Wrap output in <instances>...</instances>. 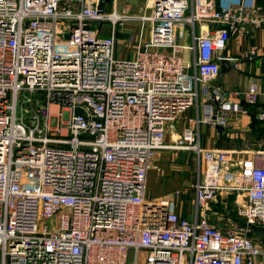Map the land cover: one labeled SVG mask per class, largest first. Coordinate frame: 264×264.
Listing matches in <instances>:
<instances>
[{"label":"built area","instance_id":"2783aa9c","mask_svg":"<svg viewBox=\"0 0 264 264\" xmlns=\"http://www.w3.org/2000/svg\"><path fill=\"white\" fill-rule=\"evenodd\" d=\"M98 2L0 0V264H257L264 251L249 233L264 226V149L204 148L198 135L201 123L243 111L209 83L223 58L237 65L239 57L222 54L232 32L264 17L218 0H155L139 16L151 23V40L120 58L114 27L105 36L100 24L130 15L100 12ZM198 23L208 29L177 42L178 25ZM258 54L253 46L241 57ZM260 91L252 83L230 95L254 105ZM202 96L225 101H205L168 141ZM160 149L193 150L201 160L193 219L177 210L182 189L146 195ZM220 192L235 195L245 223L210 220Z\"/></svg>","mask_w":264,"mask_h":264},{"label":"crops","instance_id":"0c3cea01","mask_svg":"<svg viewBox=\"0 0 264 264\" xmlns=\"http://www.w3.org/2000/svg\"><path fill=\"white\" fill-rule=\"evenodd\" d=\"M65 0H61L63 3ZM78 7L77 0H73ZM155 0H108L105 11L108 13L116 12L118 14L127 13L130 18L124 21L113 23L112 21H104L101 23V35H108L115 29L116 50L120 58H131L135 55L138 40L142 38L145 41L151 40V23L143 22L139 16L143 13H150ZM222 7L243 6L244 9L251 13L253 18L264 17V0H218ZM206 23H198L196 27L188 24H180L177 27V42L182 45L192 43L194 33L206 31L208 29ZM247 31L241 33L239 30L232 32L226 48L222 54L226 57H239V60H226L223 65L221 74L213 81L210 86L220 91V99L237 101L243 105V111H232L228 117V121L224 124L215 126L203 122L199 126L198 141L204 148H220L233 149L244 152L242 155L249 156L252 151L264 149V119L261 118L264 113V23L256 25L253 23L246 24ZM255 46L258 48L259 54L254 59H246L241 57V53ZM193 54L185 50V58L191 61ZM252 83L259 86L260 95L258 101L254 105L245 103L243 99L230 95L232 90H247ZM211 88V89H212ZM222 95V96H221ZM225 99L223 101H225ZM211 102L217 108L223 103L213 97H201L202 105L191 107L186 110L180 120L177 121L175 131L167 134V140L173 141L183 129L188 125V117H194L197 112L203 111V103ZM198 110V111H197ZM222 126L221 128L217 127ZM176 149H161L157 151L152 160L151 168L147 177L146 195L148 198H164L175 189H182L183 194L179 201L177 210L182 216L193 219L195 216V199L194 184L185 176L177 173L176 170L181 169L176 163H171V154L167 151ZM163 152V153H162ZM177 153V154H176ZM177 155L175 152L173 156ZM171 161V162H169ZM171 170L165 173L164 169ZM173 170V171H172ZM217 201H212L211 211L208 212L210 220L221 228H225L230 219H238L242 224L245 221L237 214L234 204L235 195L227 192H220ZM255 241H257L264 251V226L255 225L249 233ZM257 264H264V254L260 256Z\"/></svg>","mask_w":264,"mask_h":264},{"label":"rangeland","instance_id":"374dc122","mask_svg":"<svg viewBox=\"0 0 264 264\" xmlns=\"http://www.w3.org/2000/svg\"><path fill=\"white\" fill-rule=\"evenodd\" d=\"M50 109L53 111V109L51 107H50ZM20 113H21V110L19 108L18 115H21ZM55 121H56V118L54 119V121H52V123H54ZM62 130L65 131V128H63ZM175 152H178V156L177 155L173 156V154ZM167 153L171 154V156L168 157V158L171 159V161H172V158H174L172 162L171 161H169V162L176 163V164H178L180 166L181 169L176 170L177 173H180L181 175L182 174L185 175L190 180L191 183L195 184L196 181L198 180V178L200 177L201 171H202V168H203L201 160L199 159L197 153H195V151H193V150H184V149L171 150L169 152L167 151ZM167 168L168 167H166L164 169V172L168 174V173H170L171 170H169ZM143 252L144 251H142L140 253V259L145 256ZM129 261L132 262V258L131 257H130ZM143 261L144 260H142L141 262H143Z\"/></svg>","mask_w":264,"mask_h":264},{"label":"water","instance_id":"95a60500","mask_svg":"<svg viewBox=\"0 0 264 264\" xmlns=\"http://www.w3.org/2000/svg\"><path fill=\"white\" fill-rule=\"evenodd\" d=\"M107 3H108V0H99L98 2V10L100 12L104 11L107 7ZM226 60H229V61H232L231 59H222V64L226 62ZM223 65H221V70H222V67ZM220 70V72H221ZM221 74V73H220ZM212 88V87H211ZM211 91L214 93V94H221L220 91H218L216 88L214 89V87L211 89ZM222 96V95H221ZM78 112H82V110L79 108L77 109ZM217 127L221 128L222 126L218 125Z\"/></svg>","mask_w":264,"mask_h":264},{"label":"bare ground","instance_id":"6f19581e","mask_svg":"<svg viewBox=\"0 0 264 264\" xmlns=\"http://www.w3.org/2000/svg\"><path fill=\"white\" fill-rule=\"evenodd\" d=\"M51 108L55 111L57 109L56 105H52Z\"/></svg>","mask_w":264,"mask_h":264}]
</instances>
